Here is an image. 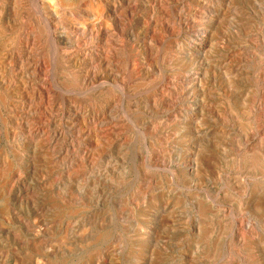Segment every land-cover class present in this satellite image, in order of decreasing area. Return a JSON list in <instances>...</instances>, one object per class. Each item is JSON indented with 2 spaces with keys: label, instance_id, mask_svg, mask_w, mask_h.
<instances>
[{
  "label": "rangeland",
  "instance_id": "obj_1",
  "mask_svg": "<svg viewBox=\"0 0 264 264\" xmlns=\"http://www.w3.org/2000/svg\"><path fill=\"white\" fill-rule=\"evenodd\" d=\"M106 1L112 69L64 92V28L0 0V264H264V0Z\"/></svg>",
  "mask_w": 264,
  "mask_h": 264
},
{
  "label": "bare ground",
  "instance_id": "obj_2",
  "mask_svg": "<svg viewBox=\"0 0 264 264\" xmlns=\"http://www.w3.org/2000/svg\"><path fill=\"white\" fill-rule=\"evenodd\" d=\"M104 1L106 2L105 7H103V5H101V6L99 5L100 4L99 0H39V2H41L42 7H44L46 12L48 13V15L46 16V20L50 21V23L53 22L57 29L64 28L63 31H57V30L53 29V31H52L53 35H54L53 38H54V40L58 46L57 55H55V57L51 60L49 58V61L46 60V64L52 65L53 70H55L54 77L56 76V73L58 75V71H57L58 69H59V72L61 74V73H66L67 69H69L71 67L73 68L71 70V72L69 73L71 75L72 79L71 78H70V80L65 79L66 77H69L67 74L65 78L62 77L63 81L57 80V84L61 88V90L66 89V90H64V92H66V91L74 92V90H76L77 87H80L81 84L86 85V87L91 86L90 88H96V84L100 80V74H99L100 68L102 66L107 67V68L112 67L111 57L109 56L111 54V37L114 36V34H113L114 29L113 28L117 24L118 18L114 15L113 10L110 6L111 4L109 5V3H107L106 0H104ZM126 2H128V0H121L118 4H115V5H120V4L126 3ZM32 8H34V6ZM19 14H20V12H19ZM66 15H68L67 23L62 25V23L64 22V20L62 18L65 17ZM46 23H48V22H46ZM168 23H169V21H168ZM30 28L32 31L35 30V27H33V26ZM6 31H4V29H1L0 34L3 35L6 33ZM11 32L13 33V36L15 39H20L21 43H23L21 37H22V35H24V33H22V35H21L20 29L18 31L17 29L12 28ZM42 42H43V37L36 39L37 45L38 44L41 45ZM46 46H48V45H46ZM141 48H142V46H141ZM48 53H49V51H48ZM28 54L30 57L32 52L31 53L29 52ZM47 72L50 73V70L48 69ZM105 76H107V75H105ZM45 78H46V76H45ZM108 80H109V78H108ZM53 81H54V79H53ZM111 82H113V80H111ZM50 84H52V83H50ZM46 85H49V84H46ZM85 88L81 89L80 93L87 92V91H85V90H87ZM120 89H122V88L120 87ZM111 90L112 89H109L108 95H106L107 100H111L113 98ZM62 94L64 95V93H62ZM61 97L64 98L63 96H61ZM61 97H60V99H61ZM58 99H59V97H58ZM8 100H9V97L7 96V91L4 90L2 92L0 90V104H2L3 102H7ZM52 101H54V100H52ZM97 105L98 104L96 103V106ZM6 106H7V104H6ZM98 107H99V105H98ZM98 135H101V134L98 132ZM102 138H103V136L100 137L99 139H102ZM89 148H90V146H89ZM261 154H263V153H261ZM257 163H258V160H257ZM8 170H9V168L6 166L5 172L7 173ZM15 198L16 197L14 195V198L12 200V201H14V203H16ZM2 201L3 200L0 199V206L2 205ZM74 216H77V215H74ZM8 252H10V250Z\"/></svg>",
  "mask_w": 264,
  "mask_h": 264
}]
</instances>
